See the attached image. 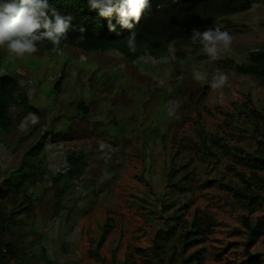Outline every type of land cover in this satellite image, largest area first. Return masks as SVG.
Returning <instances> with one entry per match:
<instances>
[{
  "label": "rangeland",
  "instance_id": "rangeland-1",
  "mask_svg": "<svg viewBox=\"0 0 264 264\" xmlns=\"http://www.w3.org/2000/svg\"><path fill=\"white\" fill-rule=\"evenodd\" d=\"M228 18L235 24L227 30L232 44L215 61L197 55L198 45L144 51L133 61L116 50L50 51L40 42L23 58L0 48V75L16 77V94L24 92L37 109L10 106L15 123L0 132V186L46 134L43 151L35 153L43 176L31 207H9L19 224L0 228V238L20 249L10 264H115L136 247L149 248L178 208L187 219L196 213L212 221L205 264L247 257L242 216L264 223V186L251 185L263 203L250 209L238 191L244 185L238 172L249 176L251 169L221 144L264 157V115L255 119L250 111L264 114V79L234 68L249 51L264 48V4ZM194 71L208 80L220 71L229 80L212 89L194 80ZM81 100L86 114H78ZM47 130L60 134L52 139ZM73 150L85 162L82 173L55 183ZM107 221L111 227L100 240ZM250 251L264 264V229Z\"/></svg>",
  "mask_w": 264,
  "mask_h": 264
},
{
  "label": "trees",
  "instance_id": "trees-1",
  "mask_svg": "<svg viewBox=\"0 0 264 264\" xmlns=\"http://www.w3.org/2000/svg\"><path fill=\"white\" fill-rule=\"evenodd\" d=\"M3 2L4 0H0V3ZM16 2L19 3V0ZM47 2L50 9H55L62 16L72 18L67 39L62 41L60 46L67 44L99 53L116 49L130 59L137 58L142 53V48L143 51L147 49L150 54L157 55L165 52L169 45L178 49L193 46L190 39L194 29L204 32L216 25H219L222 30L234 29L235 24L228 18L229 15L264 4V0H150L152 11L142 13L139 22L133 20L132 27L125 28L118 23L119 18L116 13H113L111 17H102L99 15V10L90 8L88 0H47ZM157 4L163 5L162 9L158 10ZM221 23L224 25L222 26ZM110 24L114 26V30H110ZM81 28L84 29L83 33L80 32ZM133 31L136 32L135 53L129 51L126 42ZM81 35L84 37L83 40H79ZM45 42L53 46L50 42ZM234 68L238 72L264 79V48L249 51L247 62L236 64ZM18 89L16 77L0 75V132H10L14 127L15 120L9 111L12 104L19 105L25 113L37 112L36 107L29 103L24 92L16 94ZM76 107L78 114L88 112V107L83 100L79 101ZM250 111L255 119L264 115L256 109ZM48 132L52 139L60 134L59 131L54 130H47L46 133ZM45 137L44 133L40 140L34 142L33 146L26 151L19 166L9 173L5 184L0 186L2 232L8 231L11 224H19L14 217V210L8 211L9 207L13 208L19 203L26 204L24 209L31 207L35 186L41 183L43 176L41 163H37L35 153L43 151ZM221 147L237 159L244 160L251 169L249 176L238 172L244 183L238 191L247 200V206L253 209L255 206L262 205L263 200H259V195L254 194L251 185L264 186V157L248 154L241 146H233V152L232 147L226 144H221ZM75 152L73 150L67 156L68 166L54 179L55 183L62 177L72 178L82 173L85 162L83 157L76 155ZM185 215V210L178 208L176 215L168 216L164 226L156 231L149 248L136 247L133 253L125 254L124 259L115 264H205L204 243L211 233L212 221L196 213H193L190 219L185 218ZM242 220L248 229V237L244 243L247 257L239 264H261L259 255L252 254L250 248L263 232L264 223L258 218L257 222L252 224L247 216H242ZM109 227L111 224L108 221L105 222L100 240L104 239ZM148 250H151V254L147 253ZM19 253L20 249L16 246L15 240L6 241L0 238V264H10L9 261L12 259H19ZM94 254L105 263V258L99 256L97 251Z\"/></svg>",
  "mask_w": 264,
  "mask_h": 264
},
{
  "label": "clouds",
  "instance_id": "clouds-1",
  "mask_svg": "<svg viewBox=\"0 0 264 264\" xmlns=\"http://www.w3.org/2000/svg\"><path fill=\"white\" fill-rule=\"evenodd\" d=\"M88 3L90 8L99 10V15L102 17H111L113 13H116L119 18L118 23L125 28H131L133 20L139 22L142 13L146 14L152 11L150 0H88ZM156 7L160 10L163 5L157 4ZM71 19L70 16H62L55 9H50L47 0H19V3L16 0H4L3 3H0V48L6 47L10 54L18 58L36 53L38 42L44 45L45 50L56 51L62 41L67 39ZM109 27L110 30H114L113 25L110 24ZM80 32L83 33L84 29L81 28ZM83 39L84 37L81 35L79 40ZM190 40L193 46H199L197 55H204L208 61H215L223 51L231 46L233 38L227 30H222L219 25H216L204 32L194 29ZM45 41L50 42L53 46H49ZM126 42L129 51L135 53L137 50L135 31L130 33ZM65 45L69 46L67 44L62 46ZM170 46L173 45L168 47ZM144 51L142 48V52ZM148 53L150 54V52ZM193 78L198 82H207L212 89L223 88L229 80V76L220 71L213 74L210 80L206 74L194 71Z\"/></svg>",
  "mask_w": 264,
  "mask_h": 264
}]
</instances>
